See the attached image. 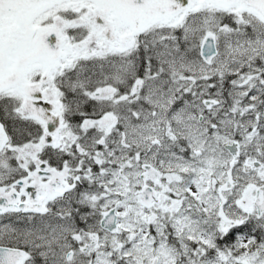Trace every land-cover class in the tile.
<instances>
[{"label": "snow or ice", "instance_id": "1", "mask_svg": "<svg viewBox=\"0 0 264 264\" xmlns=\"http://www.w3.org/2000/svg\"><path fill=\"white\" fill-rule=\"evenodd\" d=\"M0 264H264V0H0Z\"/></svg>", "mask_w": 264, "mask_h": 264}]
</instances>
